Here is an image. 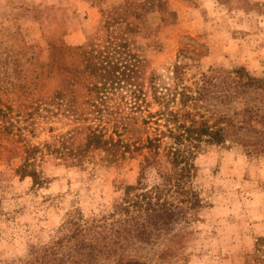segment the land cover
<instances>
[{
    "label": "rangeland",
    "instance_id": "374dc122",
    "mask_svg": "<svg viewBox=\"0 0 264 264\" xmlns=\"http://www.w3.org/2000/svg\"><path fill=\"white\" fill-rule=\"evenodd\" d=\"M120 1L0 0V18L6 22L9 15L29 41H57L70 49L85 45L99 5ZM169 2L177 23L151 38L136 37L145 71L155 72L165 88L187 86L193 92L204 82L206 95L186 109L224 126L226 136L223 144L197 153L191 189L198 207L157 237L126 241L124 255L152 264H237L255 238L264 236V0ZM81 4L94 9L93 18L81 15ZM239 67L260 78L258 89L246 88L245 79L230 72ZM121 113L115 118L124 140L149 134L140 113ZM114 121L106 120L109 129ZM21 125L31 143L59 145L75 123L63 113L44 112ZM17 163H0V264L25 261L32 247L55 235L68 209L78 207L86 217L109 211L113 198L137 177L134 163L80 164L70 170L49 166L54 179L34 188L29 177L15 175ZM167 248L181 256L170 262L160 258Z\"/></svg>",
    "mask_w": 264,
    "mask_h": 264
},
{
    "label": "trees",
    "instance_id": "16d2710c",
    "mask_svg": "<svg viewBox=\"0 0 264 264\" xmlns=\"http://www.w3.org/2000/svg\"><path fill=\"white\" fill-rule=\"evenodd\" d=\"M169 1L99 5L85 45L70 49L57 41H29L9 15L5 21L12 23L0 18V163L17 159L15 175L29 177L34 188L54 179L49 166H137L135 183L113 198L109 211L86 217L78 207L68 209L55 235L32 247L20 264H152L124 255L125 242L157 237L198 207L191 189L197 153L223 144L226 130L186 109L206 95L204 82L193 92L165 88L155 72L145 71L136 37L151 38L177 23ZM230 72L239 73L246 88H259L260 78L244 67ZM122 109L141 114L140 123L150 129L144 139L121 137L115 117ZM44 112L63 113L75 123L59 145H35L23 132L21 120ZM113 118L109 129L106 120ZM180 256L167 248L160 258ZM237 264H264V236Z\"/></svg>",
    "mask_w": 264,
    "mask_h": 264
},
{
    "label": "crops",
    "instance_id": "0c3cea01",
    "mask_svg": "<svg viewBox=\"0 0 264 264\" xmlns=\"http://www.w3.org/2000/svg\"><path fill=\"white\" fill-rule=\"evenodd\" d=\"M81 15L85 17L86 19H91L94 17L95 12H94V9L90 7V5L83 4L81 7Z\"/></svg>",
    "mask_w": 264,
    "mask_h": 264
}]
</instances>
